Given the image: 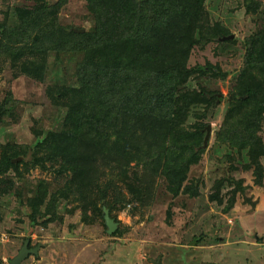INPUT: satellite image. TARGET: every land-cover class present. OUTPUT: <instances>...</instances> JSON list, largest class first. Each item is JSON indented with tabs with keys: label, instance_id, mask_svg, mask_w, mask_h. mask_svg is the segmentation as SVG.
<instances>
[{
	"label": "trees",
	"instance_id": "trees-1",
	"mask_svg": "<svg viewBox=\"0 0 264 264\" xmlns=\"http://www.w3.org/2000/svg\"><path fill=\"white\" fill-rule=\"evenodd\" d=\"M244 1L248 13H256L261 6L257 0ZM206 2L87 0L95 28L85 32L59 23L63 2L35 0L31 8H15V23L9 25L8 16L0 23V63L8 61L16 78L44 82L52 54L57 61L61 55L77 61L72 77L47 87L52 104L64 110L59 129L34 132L35 143L30 147L0 144V196L15 188L11 173L22 179V167L25 172L39 168L51 173L62 187L51 193V184L40 180L30 190L33 224L42 220L46 227L55 221L54 203L65 200L76 208L89 207L106 229L104 209L112 217L120 205H149L161 185L172 198L181 194L197 198L201 181H190L189 173L205 151L201 147L206 121L223 99L198 81L226 74L210 62L193 67L190 59L196 47L221 45L219 39L231 36L221 23L212 21ZM227 101L217 142L229 144L237 161L246 160L244 171L254 169L256 184L261 185L263 34L247 42L244 67ZM5 114L0 112V121ZM29 152L30 162H13ZM226 184L232 187L228 211L239 195L246 196L248 188L243 180L226 176L218 181L211 201L223 203ZM49 215H53L50 220Z\"/></svg>",
	"mask_w": 264,
	"mask_h": 264
},
{
	"label": "rangeland",
	"instance_id": "rangeland-1",
	"mask_svg": "<svg viewBox=\"0 0 264 264\" xmlns=\"http://www.w3.org/2000/svg\"><path fill=\"white\" fill-rule=\"evenodd\" d=\"M48 1L53 5L64 3L58 12L64 27L94 30L95 18L88 11L87 0ZM257 1L261 6L256 13L247 12L244 0L206 2L212 21L226 27L235 42L202 44L193 50L190 59L193 67L210 62L226 74L225 78L211 76L198 81L223 96L206 121L212 126L209 145L189 173L190 181H201L200 195L172 198L161 185L151 204L116 208L111 218L119 225L112 235L106 233L102 220L96 219L86 205L76 208L59 200L54 203L58 218L45 227L42 220L31 222L30 190L40 180L51 184V193L61 189L62 184L49 172L39 168L25 172L22 167V179L14 173L9 175L15 183L13 192L0 196V264H10L28 239L30 248L41 249L38 256H29L23 264H264V249L259 243L264 239V176L262 184L257 185L255 170L243 169L247 161H237L238 155L229 144L217 142L228 95L244 67L247 42L253 36L264 35V0ZM34 5L35 0H0V23L8 16L7 23L13 25L15 8ZM54 55L49 59L44 82L26 76L16 78L8 61L7 65L0 63V112L6 113L0 121V144L30 147L35 143L34 132L59 129L64 110L52 104L47 87L72 77L77 59L61 55L57 61ZM260 136L264 140V124ZM21 158L30 162L32 153ZM261 161L264 166V157ZM233 166L238 170L232 171ZM226 176L243 180L248 188L246 196L239 195L234 208L228 211L227 195L232 190L228 184L222 190V204L210 200L218 181Z\"/></svg>",
	"mask_w": 264,
	"mask_h": 264
},
{
	"label": "water",
	"instance_id": "water-1",
	"mask_svg": "<svg viewBox=\"0 0 264 264\" xmlns=\"http://www.w3.org/2000/svg\"><path fill=\"white\" fill-rule=\"evenodd\" d=\"M80 32H85V30H81ZM234 39V36H228V37H223L220 40V42H224L226 40H232ZM206 135L203 141V145L201 148L206 149L209 145V141L211 138V130H212V126L208 125L206 127ZM22 158L16 159L13 162H18L19 160H21ZM104 219H105V224L107 227V234L108 235H112L117 229H118V223L115 222V220L113 218H111L109 210L108 209H104ZM30 240H26L23 247L21 248L20 252L18 253V255L16 257H14L13 259H11L10 264H23V262L31 255H35L38 256L39 254V250L41 249V246H37L34 249H30ZM259 243L263 245V249H264V244H263V240L260 239Z\"/></svg>",
	"mask_w": 264,
	"mask_h": 264
},
{
	"label": "crops",
	"instance_id": "crops-1",
	"mask_svg": "<svg viewBox=\"0 0 264 264\" xmlns=\"http://www.w3.org/2000/svg\"><path fill=\"white\" fill-rule=\"evenodd\" d=\"M263 240V244H264V239H262Z\"/></svg>",
	"mask_w": 264,
	"mask_h": 264
},
{
	"label": "flooded vegetation",
	"instance_id": "flooded-vegetation-1",
	"mask_svg": "<svg viewBox=\"0 0 264 264\" xmlns=\"http://www.w3.org/2000/svg\"><path fill=\"white\" fill-rule=\"evenodd\" d=\"M36 248V247H35ZM30 249H34V248H30Z\"/></svg>",
	"mask_w": 264,
	"mask_h": 264
}]
</instances>
